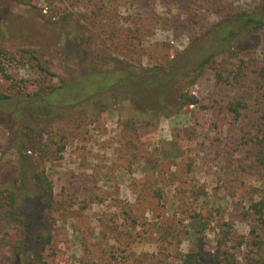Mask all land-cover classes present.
<instances>
[{"label":"rangeland","instance_id":"1","mask_svg":"<svg viewBox=\"0 0 264 264\" xmlns=\"http://www.w3.org/2000/svg\"><path fill=\"white\" fill-rule=\"evenodd\" d=\"M256 8L264 15L261 0H0V48L7 50L0 51V93L44 84L22 48L54 71L45 83H60L90 54L167 63L198 36ZM218 57L245 72L219 83L212 67L201 66L183 83L198 102L177 115L132 128L124 111L109 109L49 126L34 160L53 179V206L44 218L31 207L28 250L10 240L18 235L16 209L0 206V264H18L16 254L25 264H219L224 251L237 264H250L252 255L264 261V221L251 209L264 197V165L253 156L264 127L255 70L264 63V26L240 30ZM237 93L247 103L238 116L225 107ZM19 170L0 123V191Z\"/></svg>","mask_w":264,"mask_h":264},{"label":"trees","instance_id":"2","mask_svg":"<svg viewBox=\"0 0 264 264\" xmlns=\"http://www.w3.org/2000/svg\"><path fill=\"white\" fill-rule=\"evenodd\" d=\"M261 1L264 3V0ZM228 23L226 29H212L198 36L195 46L189 43L164 64L143 66L110 54L87 55L80 60L81 71L62 79L60 83H45L49 75H55L54 71L41 61L33 49H19L34 60L44 84L33 92L15 95L0 93V123L10 132L11 145L16 148L20 160V170L14 183L0 191V206L16 209L14 223L18 235L10 239L15 243L14 247L18 248L26 242L27 250L30 246L34 229L31 207L37 205L44 218V208L53 206V179L48 171L37 168L34 160L35 154L47 145L43 138L46 132H50L49 126L63 119L81 122L90 115L109 109L124 111L127 116L124 124L132 128L140 123H155L162 116L181 113L186 104L198 102L196 95L185 90L183 83L201 66L212 67L219 83L231 81V78L236 80L245 72L240 65L233 67L227 59H219L218 54L240 30L264 26V15H258L256 8L238 14ZM238 23L239 28L235 30L233 24ZM73 40L75 43L79 41L75 36ZM3 50L7 51L5 47L0 48L1 52ZM235 52L239 53L237 49ZM255 70L264 90V63ZM246 106L242 93H237L225 105L236 116ZM253 150L256 162L264 165L262 126L253 139ZM251 209L264 221V197L252 202ZM256 243L262 248V239ZM188 257L192 259L190 254ZM15 258L18 264H25L21 262L20 254H16ZM249 258L250 264H264L255 255ZM236 260L232 252L224 251L219 264H237Z\"/></svg>","mask_w":264,"mask_h":264}]
</instances>
